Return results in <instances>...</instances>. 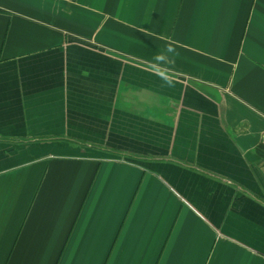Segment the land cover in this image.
<instances>
[{"label":"crops","instance_id":"obj_1","mask_svg":"<svg viewBox=\"0 0 264 264\" xmlns=\"http://www.w3.org/2000/svg\"><path fill=\"white\" fill-rule=\"evenodd\" d=\"M261 146L264 0H0V264H264Z\"/></svg>","mask_w":264,"mask_h":264},{"label":"clouds","instance_id":"obj_2","mask_svg":"<svg viewBox=\"0 0 264 264\" xmlns=\"http://www.w3.org/2000/svg\"><path fill=\"white\" fill-rule=\"evenodd\" d=\"M177 46V41L171 39L167 41L165 47L153 57L149 65L150 71L163 81V86L169 88L175 86V76L167 65L171 64L174 57L178 55Z\"/></svg>","mask_w":264,"mask_h":264},{"label":"rangeland","instance_id":"obj_3","mask_svg":"<svg viewBox=\"0 0 264 264\" xmlns=\"http://www.w3.org/2000/svg\"><path fill=\"white\" fill-rule=\"evenodd\" d=\"M261 147H262L261 151H264V146H261Z\"/></svg>","mask_w":264,"mask_h":264}]
</instances>
